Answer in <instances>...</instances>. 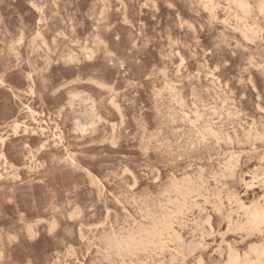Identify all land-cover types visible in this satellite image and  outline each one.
<instances>
[{
  "label": "rangeland",
  "instance_id": "rangeland-1",
  "mask_svg": "<svg viewBox=\"0 0 264 264\" xmlns=\"http://www.w3.org/2000/svg\"><path fill=\"white\" fill-rule=\"evenodd\" d=\"M0 78V264H264V0H0Z\"/></svg>",
  "mask_w": 264,
  "mask_h": 264
},
{
  "label": "bare ground",
  "instance_id": "bare-ground-1",
  "mask_svg": "<svg viewBox=\"0 0 264 264\" xmlns=\"http://www.w3.org/2000/svg\"><path fill=\"white\" fill-rule=\"evenodd\" d=\"M19 20V19H18ZM26 30V29H25ZM35 35V34H34ZM71 51V50H70ZM88 57H90L89 55H88ZM70 59V58H69ZM44 67V66H43ZM258 70V69H257ZM0 82H1V78H0ZM58 86V85H57ZM64 86V85H63ZM65 88V87H64ZM77 96V95H76ZM84 96V95H83ZM258 98V97H257ZM213 101V100H212ZM88 103V102H87ZM154 103V102H153ZM92 104H94V103H92ZM232 106V105H231ZM212 108V107H211ZM215 109V108H214ZM235 109V108H234ZM74 110V109H73ZM158 111V110H157ZM214 112V111H213ZM194 114V113H193ZM198 117V116H197ZM173 120V119H172ZM75 122H76V120H74ZM88 127H90V126H88ZM200 129V128H199ZM205 129V128H204ZM203 129V130H204ZM73 130V129H72ZM78 132V131H77ZM80 133V132H79ZM118 136V135H117ZM60 138V137H59ZM78 138V137H77ZM82 138V137H81ZM225 142V141H224ZM40 149V148H39ZM229 159V158H228ZM38 164V163H37ZM183 180V179H182ZM194 184V183H193ZM224 190V189H223ZM50 200H53V199H50ZM49 206V205H48ZM136 207V206H135ZM104 208H105V206H104ZM52 209V208H51ZM54 211V210H53ZM23 214V213H22ZM140 214V213H139ZM248 217V216H247ZM143 219V218H142ZM202 223V222H201ZM102 225V224H101ZM95 226V225H94ZM98 226H99V224H98ZM95 229V228H94ZM80 230V229H79ZM47 231V230H46ZM121 233V232H120ZM80 234V233H79ZM129 235V234H128ZM12 237V236H11ZM173 250V249H172ZM242 257V256H241ZM161 262V261H160ZM240 263V261L237 259V257H231L230 259H229V263L228 264H239ZM251 264H260V259H259V257L257 258V260H256V262H253V263H251Z\"/></svg>",
  "mask_w": 264,
  "mask_h": 264
}]
</instances>
